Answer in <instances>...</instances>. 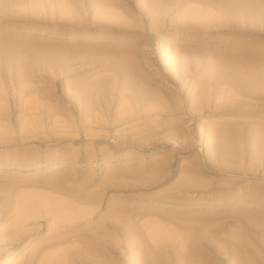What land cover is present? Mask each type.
<instances>
[{
    "label": "rangeland",
    "instance_id": "rangeland-1",
    "mask_svg": "<svg viewBox=\"0 0 264 264\" xmlns=\"http://www.w3.org/2000/svg\"><path fill=\"white\" fill-rule=\"evenodd\" d=\"M31 192L92 224L10 239ZM63 250L264 264V0H0V264Z\"/></svg>",
    "mask_w": 264,
    "mask_h": 264
},
{
    "label": "bare ground",
    "instance_id": "bare-ground-1",
    "mask_svg": "<svg viewBox=\"0 0 264 264\" xmlns=\"http://www.w3.org/2000/svg\"><path fill=\"white\" fill-rule=\"evenodd\" d=\"M52 186L55 190L64 189L57 183ZM46 195L31 192L30 194H22V197L20 196L17 218L12 224V229L7 232V234H10V239L20 240L25 235L29 234L31 236L34 234L31 232L33 226H41L47 219H50L48 224L49 233L43 241L40 250L53 249L68 241V239L62 238L63 235L72 232L78 236L77 227L92 224L95 210L80 208L78 204L79 202H94L96 200L94 197L77 194L73 204L54 200L50 195ZM66 221H69V223L65 225ZM26 227H30V229L26 230ZM58 253L55 251L48 254L42 264H59L61 256L67 255V253L64 250Z\"/></svg>",
    "mask_w": 264,
    "mask_h": 264
}]
</instances>
